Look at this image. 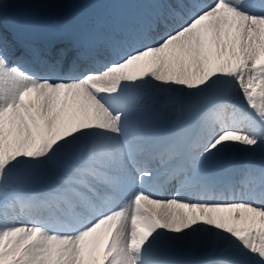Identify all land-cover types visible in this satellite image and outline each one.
<instances>
[{
	"label": "snow or ice",
	"instance_id": "obj_1",
	"mask_svg": "<svg viewBox=\"0 0 264 264\" xmlns=\"http://www.w3.org/2000/svg\"><path fill=\"white\" fill-rule=\"evenodd\" d=\"M35 7L0 0V264H264V0Z\"/></svg>",
	"mask_w": 264,
	"mask_h": 264
},
{
	"label": "rangeland",
	"instance_id": "obj_2",
	"mask_svg": "<svg viewBox=\"0 0 264 264\" xmlns=\"http://www.w3.org/2000/svg\"><path fill=\"white\" fill-rule=\"evenodd\" d=\"M106 10H108V11L110 12V10L113 11V8H111V7H105L104 10H103V12L106 11ZM14 208H15V204H13V205L10 207V209H9V216H10L11 218H13L14 221H17V222H18V220H21V222H27V221L25 220V217H26L27 214H20V215H17V216L15 217L16 219L12 216V212H13ZM23 216H24V217H23Z\"/></svg>",
	"mask_w": 264,
	"mask_h": 264
},
{
	"label": "bare ground",
	"instance_id": "obj_3",
	"mask_svg": "<svg viewBox=\"0 0 264 264\" xmlns=\"http://www.w3.org/2000/svg\"><path fill=\"white\" fill-rule=\"evenodd\" d=\"M118 5H120L119 3H118ZM35 21L38 23V24H40V25H42L43 26V24L41 23V21L40 20H36L35 19ZM20 206V205H19ZM24 217V216H23ZM15 218V217H14ZM16 219V218H15Z\"/></svg>",
	"mask_w": 264,
	"mask_h": 264
}]
</instances>
